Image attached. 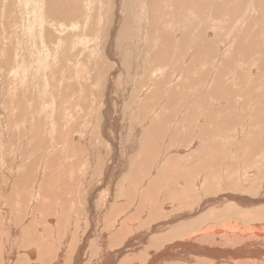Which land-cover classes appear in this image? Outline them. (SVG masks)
I'll use <instances>...</instances> for the list:
<instances>
[{
  "label": "rangeland",
  "instance_id": "1",
  "mask_svg": "<svg viewBox=\"0 0 264 264\" xmlns=\"http://www.w3.org/2000/svg\"><path fill=\"white\" fill-rule=\"evenodd\" d=\"M262 88L264 0H0V195L21 194L9 221L27 234L39 217L62 227L68 218L74 251L105 193V222L127 195L156 230L181 211L167 202L190 210L238 193L240 181L259 194ZM102 180L108 188L92 192ZM51 185L55 204L32 203L33 193L55 194Z\"/></svg>",
  "mask_w": 264,
  "mask_h": 264
},
{
  "label": "bare ground",
  "instance_id": "2",
  "mask_svg": "<svg viewBox=\"0 0 264 264\" xmlns=\"http://www.w3.org/2000/svg\"><path fill=\"white\" fill-rule=\"evenodd\" d=\"M3 138L4 136L0 138V142ZM107 141L111 143V139H107ZM1 149L3 148L1 147ZM2 151L6 152L4 149ZM3 152H0V156L4 158ZM63 165L65 168L62 169L61 175L71 176L72 167L69 168L65 164ZM114 166L116 167V165ZM83 167L85 168V166ZM106 169L108 173L110 167ZM43 170V177L39 176V190L45 181ZM113 170L116 173L118 167L113 168ZM110 172L109 175H111ZM250 174L252 173L250 172ZM145 179L146 177H142L140 183L135 185L138 191H141L145 186ZM106 180L108 182V179ZM106 180L100 181L98 187H94L91 191L99 192L101 189L105 191L108 188V184H105ZM55 183L57 186L60 185L56 181ZM180 184L185 185L182 182ZM239 184L240 187L236 186L238 193H229L236 197L224 193L218 198L212 197L199 204L196 203L192 209L189 208L190 210H183L184 202L181 198L167 202L163 207L169 210L170 213L173 212V209L176 210L179 207L181 211L171 215L165 222H160L159 224L162 223L161 225L164 228H158V230H156L157 226H154L150 220L152 215L150 216L142 211V204H138L134 197L127 201L125 199L127 195L121 196L120 202L116 203V209L123 212L119 215L114 214L112 220L109 219L105 222L101 215L110 201L109 196L105 193L106 198L102 199V204L97 207V210L96 207L90 206L92 207L89 211L90 229L88 227L85 235L80 234L78 236L77 242L80 241V244L83 241V245L76 247L74 251L72 246L74 238L70 236V229L73 228L69 227L71 222L68 218L65 220L67 224L63 225L62 223L64 226L62 227L61 222L56 218V224L53 217L49 218L51 224H54L51 226L46 224L48 219L43 217L41 218L43 219L41 226L42 221L38 215L36 216L40 213H35L36 218L39 217L38 231L31 230V232L24 234L22 231L23 221H19L17 218L15 221H9L7 214L9 210L15 212L18 208L20 193L15 195L11 203L8 202L6 197L0 195V264H51V260L55 257L57 261L52 264H68L70 258L73 260L75 255L74 262L76 264H264V181L257 188L259 194L249 191L246 185L242 184V181ZM49 188L53 189L55 194L49 192L50 194L42 197L43 194L33 193L32 203L46 207L48 204H53V202L55 204L52 197L56 198L58 189L53 188V185ZM19 191L20 188H18ZM92 192H89V203H91L93 197ZM55 200L57 201V199ZM149 200L146 201L148 205L151 204ZM226 202H230V204H225ZM29 208L31 212L32 207ZM91 210L94 211L91 212ZM58 216L61 215L58 214ZM104 218L108 219L105 216ZM93 229H95L96 234L93 236L94 240L92 242L99 246L98 253L93 252L94 243L88 245L86 242L92 236ZM156 231H163L164 233L151 239L148 238L149 236L146 237L147 234L151 232L155 234ZM60 232H63V234ZM57 233H60V235H57ZM57 240L61 244L56 246L55 241ZM116 246H119V248H116ZM124 253L127 255L122 258ZM29 257L35 260L30 261Z\"/></svg>",
  "mask_w": 264,
  "mask_h": 264
}]
</instances>
